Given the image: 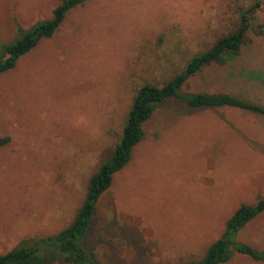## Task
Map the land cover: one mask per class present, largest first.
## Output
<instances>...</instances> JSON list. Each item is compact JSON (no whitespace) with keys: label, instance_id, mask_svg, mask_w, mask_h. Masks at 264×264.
I'll return each mask as SVG.
<instances>
[{"label":"rangeland","instance_id":"rangeland-1","mask_svg":"<svg viewBox=\"0 0 264 264\" xmlns=\"http://www.w3.org/2000/svg\"><path fill=\"white\" fill-rule=\"evenodd\" d=\"M255 1L87 0L0 75V139L10 138L0 147V255L67 228L141 89L181 74ZM60 2L0 0V53ZM256 22L264 26V8ZM250 39L236 62L205 68L182 91L264 107V36ZM144 132L97 204L89 246L105 264L200 261L241 205L264 198V115L168 99ZM237 241L264 252V212ZM226 264L264 262L236 253Z\"/></svg>","mask_w":264,"mask_h":264},{"label":"trees","instance_id":"trees-1","mask_svg":"<svg viewBox=\"0 0 264 264\" xmlns=\"http://www.w3.org/2000/svg\"><path fill=\"white\" fill-rule=\"evenodd\" d=\"M87 0H61L53 11V17L35 27L19 28V39L3 46L0 53V75L16 68L18 61L45 39L52 38L66 20L68 14ZM264 8V0H256L249 8L240 6L237 26L222 37L209 50L196 56L186 69L163 87L144 86L135 100L126 122L123 137L115 148L110 162L89 181L85 201L73 222L57 235L33 238L7 254L0 255V264H105L89 246L88 230L92 223L97 204L112 187L114 176L132 160L133 150L145 137L144 125L159 106L168 99H176L190 108H233L264 115V107L231 94L187 93L182 88L205 68L214 65L228 66L238 60L244 47L252 42L250 34L264 36V26L258 24L257 12ZM182 91V92H181ZM10 138L0 139V147ZM264 212V198L257 204L241 205L228 220L223 235L214 242L200 261L184 264H226L236 253L264 262V252L237 241L238 233Z\"/></svg>","mask_w":264,"mask_h":264}]
</instances>
